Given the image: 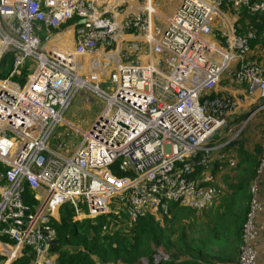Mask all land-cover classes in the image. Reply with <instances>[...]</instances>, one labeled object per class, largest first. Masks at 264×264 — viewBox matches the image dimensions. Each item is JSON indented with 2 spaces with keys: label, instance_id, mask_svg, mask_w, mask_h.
Masks as SVG:
<instances>
[{
  "label": "built area",
  "instance_id": "built-area-1",
  "mask_svg": "<svg viewBox=\"0 0 264 264\" xmlns=\"http://www.w3.org/2000/svg\"><path fill=\"white\" fill-rule=\"evenodd\" d=\"M224 2L264 13V0H179L159 26L146 10L119 19L120 2L112 0H0V59L12 54L11 72L0 80V162L6 166L0 175V234L11 240H0V251L8 261L29 245L34 264L40 253L41 264H55V230L43 225L66 202L81 217L78 203L91 217L119 205L130 222L150 214L162 225L170 204L202 210L212 201L219 190L211 182L214 155L234 139L214 137L242 98L201 97L235 62L233 80L246 83L247 94L256 92L264 107V62L246 58L254 33L238 34L223 21V41L212 38ZM70 21L66 37L72 47L62 50L56 31ZM28 60L20 86L11 78ZM95 62L100 79L90 72ZM85 67L87 74L80 71ZM83 92L102 99L103 106L69 152L57 130ZM260 139L240 252L232 264H262L257 217L264 212V130ZM113 166L127 175L115 174ZM26 188L33 203L24 201Z\"/></svg>",
  "mask_w": 264,
  "mask_h": 264
},
{
  "label": "rangeland",
  "instance_id": "rangeland-1",
  "mask_svg": "<svg viewBox=\"0 0 264 264\" xmlns=\"http://www.w3.org/2000/svg\"><path fill=\"white\" fill-rule=\"evenodd\" d=\"M123 1V2H122ZM137 4H143L145 2L148 3V0H135ZM118 5V18L121 19L122 15H125L130 9V3L133 1L130 0H119ZM150 2V1H149ZM178 0H152V9L146 10V13L152 17H154V23L159 24V26H163L166 23L167 17L172 12V9L176 6ZM232 5V6H231ZM228 4L225 7L220 8V14L215 17L214 25H213V33L212 38L221 44V40L219 39L220 35H217L218 27L223 28L222 24L225 21L226 25H232L235 28H238L241 31L246 30V27L249 25L247 20H245V25L240 21V9L241 7H233V4ZM236 6V5H235ZM132 14V13H129ZM73 27V21L68 22L61 26V30H57L56 32V45L62 50H66L72 47V42L70 38L68 39L66 36H70L71 28ZM66 29H69L67 32ZM221 34V33H220ZM218 36V37H217ZM62 40V41H61ZM218 40V41H217ZM61 41V42H60ZM247 60L253 62H264V46L256 47L255 49L248 51ZM86 59V58H85ZM12 64V61H11ZM235 62L231 65V67L224 72L221 76L219 82L209 91L213 92L217 96H223L225 98L228 97H241L242 102L240 105H236L235 112L228 113V122L227 125L220 128L218 133L215 135V139L217 142H225L234 136V142L232 145H229L228 152L234 154L235 157L230 155L234 159L233 163H229L228 161L220 162L217 166L216 170L213 166V171L211 172V182L215 185H221L222 190L220 188L219 194L214 196L212 201L202 210H194L188 208L186 206H182L177 204L176 207L170 204L168 214L162 219V225H160L156 220L153 221L159 226L161 230L166 232L167 237L175 242L176 238L179 236L181 229L185 234V237L188 238L194 234H200L202 239L215 247L216 250H220L223 246V241L225 239V235L222 233L221 237H219V230L221 231H229V227L226 223H230L232 216L226 211V206L229 204H233L234 207L237 208L238 211L243 210V206L248 203L247 202V177H242L239 175L240 168L248 167L249 164L241 161L245 159L247 156L250 157L251 160H256L260 157L262 151V142L259 137L262 130H264V107H261L263 101L259 97V95L254 92L250 95L246 93V88L244 84L235 82L233 80V70L235 67ZM12 66V65H11ZM10 59L8 63L1 68L0 73L3 75H8L11 72ZM31 66V61H26L22 67H20L16 72L13 73L11 81L16 82L20 86L25 82L27 74L29 73V69ZM28 72L26 74V72ZM83 74L88 73V67L80 69ZM98 76V79L101 77V69L98 67V64L95 62L92 70ZM105 73V72H104ZM26 74V75H25ZM1 77L0 80L6 78ZM25 78L24 82L21 83L18 79ZM92 94L83 92L77 94V96L73 99L71 105L64 115V119L69 123L59 126V131L61 134L57 136V140H64L67 143V150L72 152L74 148L78 145L81 133L83 130L87 129L96 117L99 115L103 101L102 99L94 96ZM248 119L246 122L245 120ZM243 128L236 134L238 129L243 125ZM234 134V135H233ZM236 134V135H235ZM232 140V141H233ZM52 143L54 141L52 140ZM261 148V149H260ZM239 182V186L237 183ZM79 202H82L81 200ZM71 203V202H69ZM79 204V203H78ZM174 207V208H173ZM120 209H112L111 211L119 212ZM172 210V211H171ZM116 212V213H117ZM182 215L179 217V215ZM124 214V212H123ZM126 217V215L124 214ZM150 217L152 215L149 214ZM192 218L191 221L188 220H180L179 218ZM59 219V216H58ZM179 221V222H178ZM131 223L127 217H123L122 226L125 228L126 226H130ZM238 227L242 228V223L238 224ZM178 229V230H177ZM128 232V231H127ZM131 232V231H130ZM128 232V233H130ZM214 233L218 235H213ZM2 235V234H0ZM132 233L128 236H131ZM4 236V235H2ZM220 240V243L218 241ZM0 240L1 237H0ZM3 241V240H2ZM7 243H10L11 240L7 238L4 240ZM158 241L156 240L153 243V258H157L160 260L161 257L167 256L164 254L156 245ZM93 258L97 260L98 264H126L124 260H110L105 259L103 261L97 255H92ZM96 257V258H95ZM9 256L1 255L0 256V264H10L14 260L8 261ZM18 259V258H17ZM141 264H145L147 259L145 257L139 258ZM16 260V259H15ZM236 260V259H235ZM233 260V261H235ZM231 261V262H233ZM227 262V261H226ZM229 263V262H227Z\"/></svg>",
  "mask_w": 264,
  "mask_h": 264
},
{
  "label": "trees",
  "instance_id": "trees-1",
  "mask_svg": "<svg viewBox=\"0 0 264 264\" xmlns=\"http://www.w3.org/2000/svg\"><path fill=\"white\" fill-rule=\"evenodd\" d=\"M113 1L117 3L119 0ZM228 4H233V7H241L239 11L241 19L240 21L245 25V20H247V23L249 24L244 31H241L239 27L236 28L237 33L243 34L244 32L251 30L255 35L254 38L249 40V50H252V48L255 49L258 46L263 47L264 13L249 14L243 5L228 2L222 3L220 8L225 7ZM218 30H222V28L218 27ZM221 32L222 31H218L217 35H220L219 39H222L221 41H223L224 38L221 36ZM247 57L248 54L246 58ZM9 59L11 66L12 54L6 53L0 59V70L8 63ZM27 73L28 72H26V74ZM5 76L6 74L3 75L0 73V78ZM24 79L19 78L18 80L23 83ZM214 96L217 95H215L213 92H209L208 94H204L201 97V100L205 97ZM217 97L225 98L223 96ZM233 142L234 140L224 146L223 153L228 156L232 155L235 157L234 154L228 152V147L229 145H232ZM223 161L225 162V160H222L221 158H215L213 164V166L215 165L214 169L216 170L219 163ZM241 161H244V163L247 164L250 163L248 167L246 166L240 168L239 173V175L242 177H247V179H249L246 188L248 203L243 206V210L241 211H238L237 208L233 206V204L226 206V211L232 216V219L230 223H226L230 228L229 231L219 230V237H221L222 233L225 235V239L221 246L227 245L223 246L220 250H216L214 246L206 243L200 234H194L186 238L183 229H181L179 236L176 238L175 242H173L167 237L166 232L161 230L159 226L153 221L152 217H150L148 214L138 218L135 222H131L133 223L132 225L126 226L124 228L122 226V221L123 217H126L121 210H118L119 212L116 211L117 213L114 211H109L105 214L91 217L86 213V207L84 204L79 203V209L84 212V216L81 217L78 216V212L75 210L73 205L69 202H66L59 209V219H51L48 223L43 225L44 228H53L55 230L53 244L50 248V253L56 255V258H54V263L95 264V262L90 258L91 255H97L103 261H106L107 259L114 261L124 260L126 264H133L137 261H140L139 258L141 257H145L147 259L146 264L234 263L238 259L241 246L242 228L238 227V224H243L249 209V185L254 179L259 158L250 161V157L247 156ZM5 168L6 166L0 162V175L4 173ZM112 171L117 175H127V173L116 172L114 166ZM1 183H3L2 178L0 179V184ZM237 185L239 186V182ZM219 186V188L222 190L221 185ZM263 191L264 187L262 186L260 196L262 201H264L262 198ZM219 192L220 189L218 190L217 195ZM23 198L27 203L34 202L32 193L28 188H26ZM172 206L176 207L177 204H171V207ZM117 208L120 209L119 205ZM261 214L264 216V212ZM181 215L182 213L179 215V217ZM259 217L260 216L258 215L257 220ZM180 220L191 221L192 218H179V221ZM127 231L131 232L128 233ZM131 233L132 235L128 236ZM218 234L214 233L213 235L215 236ZM0 237L3 241L7 240L6 236L0 235ZM156 240L158 241V244L156 243L157 247L167 255L165 256L166 259H161L159 261L153 260V243ZM218 241L220 243L219 239ZM22 253L23 254L21 257L14 260L10 264H34L35 250L32 246H23Z\"/></svg>",
  "mask_w": 264,
  "mask_h": 264
},
{
  "label": "crops",
  "instance_id": "crops-1",
  "mask_svg": "<svg viewBox=\"0 0 264 264\" xmlns=\"http://www.w3.org/2000/svg\"><path fill=\"white\" fill-rule=\"evenodd\" d=\"M179 1V0H178ZM178 3V2H177ZM145 6H146V8L149 10V9H152V0H150V2H145V3H143ZM177 5V4H176ZM176 7V6H175ZM174 7V8H175ZM174 8L172 9V12H173V10H174ZM153 10V9H152ZM141 12V10H138V11H135V10H131V11H129L128 13H132L133 15H136V14H138V13H140ZM171 12V13H172ZM170 13V14H171ZM170 16V15H169ZM150 17H151V22L153 23V24H155L154 23V17H152V15H150ZM168 18V17H167ZM156 25H159V24H156ZM242 84H244V86H245V88H246V93L248 92V89H247V84L246 83H242ZM228 98H231V97H228ZM248 119H246L245 120V122L247 121ZM245 122L243 123V124H245ZM259 137H260V135H259ZM224 152V150H222V151H220V152H217V153H215V155H214V158H217L218 157V155L219 154H221V153H223ZM220 156V155H219ZM218 158H220V157H218ZM216 186L218 187V189H220L219 187V185L218 184H216ZM263 187H264V176H263ZM262 198H263V200H264V191L262 192ZM58 216H59V214H58ZM58 216H57V218L55 219V220H58ZM260 217H259V222L263 225V229L259 232V236H258V255H259V261H260V263H262V264H264V216L262 215V214H260L259 215ZM0 248H1V246H0ZM23 254V253H22ZM22 254L19 256V257H21L22 256ZM1 255H6V252H5V254L4 253H2L1 251H0V256ZM18 257V258H19ZM52 257L53 258H56V255H54V254H52ZM94 256H90V258L95 262V264H98V262H97V260L96 259H94L93 258ZM96 258V257H95ZM15 260V259H14Z\"/></svg>",
  "mask_w": 264,
  "mask_h": 264
},
{
  "label": "bare ground",
  "instance_id": "bare-ground-1",
  "mask_svg": "<svg viewBox=\"0 0 264 264\" xmlns=\"http://www.w3.org/2000/svg\"><path fill=\"white\" fill-rule=\"evenodd\" d=\"M130 1H133V2L130 3L131 5L129 6L131 10H135V11H138V10H148L144 4H137V2L135 0H130ZM42 259H43V256L40 253L39 256H38V258H37V260H36V262H35V264H37V263L38 264H41Z\"/></svg>",
  "mask_w": 264,
  "mask_h": 264
},
{
  "label": "water",
  "instance_id": "water-1",
  "mask_svg": "<svg viewBox=\"0 0 264 264\" xmlns=\"http://www.w3.org/2000/svg\"><path fill=\"white\" fill-rule=\"evenodd\" d=\"M220 14V13H219ZM133 264H141V262L140 261H137V262H135V263H133Z\"/></svg>",
  "mask_w": 264,
  "mask_h": 264
}]
</instances>
